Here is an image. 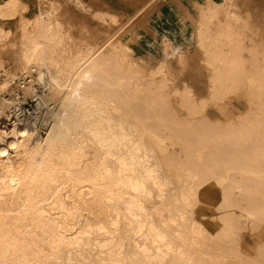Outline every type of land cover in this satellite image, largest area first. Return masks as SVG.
I'll use <instances>...</instances> for the list:
<instances>
[{"label": "bare ground", "instance_id": "obj_1", "mask_svg": "<svg viewBox=\"0 0 264 264\" xmlns=\"http://www.w3.org/2000/svg\"><path fill=\"white\" fill-rule=\"evenodd\" d=\"M212 1L183 75L167 34L149 41L150 67L115 39L123 24L81 44L58 1L22 18L21 73L0 83V264H264V239L241 249L243 230L264 225L263 31L252 7ZM31 6L0 0V20ZM154 6L144 17L159 20ZM11 33L0 24V46Z\"/></svg>", "mask_w": 264, "mask_h": 264}, {"label": "rangeland", "instance_id": "obj_2", "mask_svg": "<svg viewBox=\"0 0 264 264\" xmlns=\"http://www.w3.org/2000/svg\"><path fill=\"white\" fill-rule=\"evenodd\" d=\"M55 1H58L59 3L57 13L63 19L65 24L69 25L72 35L74 36L75 40L77 39L76 41H78V43L101 44L108 38V36L112 35V33L116 31L115 28L117 29V27L123 24L124 32L129 30L130 33H126L125 35L122 34L121 36L119 34L115 39L123 38V41H127L128 44H130L132 47H135V57L146 58L150 67L156 65V63L160 60V56L153 49L156 55L155 53L148 54L150 57H145V52L142 51L141 46L143 44H147L148 46H150L148 44L149 41L154 40V37L157 33H162V35L167 34V38L170 39V42L173 46V51L176 53V51L182 50L187 57L185 67H177L176 69H174V72H176L178 75H183L187 72H193L197 68H191L194 66V64L197 65V63H199L197 57L201 56V53L198 52L194 47L196 36L195 32L197 33V26L199 27L201 16L204 14L203 9H208L210 7L214 8L215 6L214 3H212L214 1L212 0H202V3L198 4V12L196 13L191 23L183 13L174 12V4L172 2L175 0H118L121 2V5L119 7L116 6V4L113 5V3H111V0H82L84 2L82 4H77L76 0ZM250 1L251 2H249V0H237L239 6L241 7L240 9L242 10V15H247L246 10L249 9V7H252V10L257 12V14L254 13V16L252 18V25L256 26L255 24H258V26L261 27V30L263 31L262 36L264 37V0H258L257 3L254 2L255 4L253 3V0ZM154 2L156 3V6H154V14L158 15L159 20H150L153 19L152 15L144 17V13H147L150 4L152 5ZM48 3L49 0H32L31 10L29 8L23 13L18 14L13 19L0 20V24L4 28H12V33L9 34V38H7V41L3 42L5 43V47L0 46V71L2 73V75H0V83L5 81V77L7 78V74L21 73V71H19L21 70L19 69L20 62L17 61L19 59L16 53L11 48V43H15L16 45L19 44L20 23L22 18L28 17L31 15V13L37 12L40 9L47 8L49 6ZM246 3L248 5H246ZM139 8L141 9V11L136 15L139 16L140 20L138 19V16L135 15L133 18L135 19L137 17L136 20L138 21H134L133 18L132 21H129V17ZM219 9H222L221 6L219 7ZM92 10H98L102 14L115 13L118 16V22L114 24V22L111 21L109 15H105V18H99L98 16L94 15ZM218 22H220V20H216L213 25H216ZM126 25H130V28ZM253 28L256 29L255 27ZM236 30L242 31V28L237 26ZM234 37L239 38L246 45L250 43L251 36L249 35V33L243 34V32H241L240 35ZM155 42L158 43L157 41ZM157 47L161 48V44ZM243 53L245 56L249 57L247 51H244ZM163 55L165 54L161 53V56ZM168 55L170 57L173 56L172 52H169ZM187 68H189V70H187ZM15 85L16 84H14L13 86ZM234 96L236 99L227 102H233L235 100V102H237V105H239L243 110H246L251 106V104L244 98L236 94H234ZM235 109L236 108L231 109V112L227 116L223 117L228 118L234 116ZM249 140L242 139L241 141L247 143L249 142ZM263 227L264 225L262 226L261 231L256 232L254 230H251L250 227L247 226V228L243 230L242 235L248 234L258 236L259 234V240H262L264 239ZM246 250H249V248H247Z\"/></svg>", "mask_w": 264, "mask_h": 264}, {"label": "crops", "instance_id": "obj_3", "mask_svg": "<svg viewBox=\"0 0 264 264\" xmlns=\"http://www.w3.org/2000/svg\"><path fill=\"white\" fill-rule=\"evenodd\" d=\"M28 1H31L32 0H28ZM114 4H116V6H120L121 2L118 1V0H111ZM174 4V12L177 13V12H180V13H183L186 18L188 19L189 22L192 23V20L194 19L196 13L198 12V3H197V0H175L172 2ZM116 7V8H118ZM158 13V12H157ZM155 40L157 42H161L162 40V33H157L155 35ZM148 47V48H147ZM142 48V51L145 52V57L149 58L150 56L148 54H154L155 51L150 47L148 46L147 44H143L141 46ZM156 54V53H155ZM242 241H241V249L243 252L247 253V254H254V252L256 251V248H257V244L258 242L262 241V240H259L260 238V235L258 234L257 235H248V234H244L242 235ZM242 244H243V247H242ZM247 248H249V250H246ZM246 250V251H245Z\"/></svg>", "mask_w": 264, "mask_h": 264}, {"label": "built area", "instance_id": "obj_4", "mask_svg": "<svg viewBox=\"0 0 264 264\" xmlns=\"http://www.w3.org/2000/svg\"><path fill=\"white\" fill-rule=\"evenodd\" d=\"M16 81H17V85H18L17 90L21 93V96H23V94H24L23 93V91H24L23 86H25L24 79H22V77H21V78H18V80H16Z\"/></svg>", "mask_w": 264, "mask_h": 264}]
</instances>
